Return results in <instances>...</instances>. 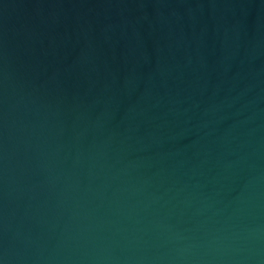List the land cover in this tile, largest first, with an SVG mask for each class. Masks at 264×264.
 Instances as JSON below:
<instances>
[{
    "label": "water",
    "instance_id": "obj_1",
    "mask_svg": "<svg viewBox=\"0 0 264 264\" xmlns=\"http://www.w3.org/2000/svg\"><path fill=\"white\" fill-rule=\"evenodd\" d=\"M0 264H264V0H0Z\"/></svg>",
    "mask_w": 264,
    "mask_h": 264
}]
</instances>
